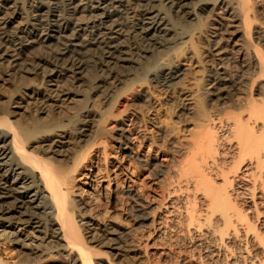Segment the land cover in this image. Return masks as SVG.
<instances>
[{
    "label": "bare ground",
    "instance_id": "6f19581e",
    "mask_svg": "<svg viewBox=\"0 0 264 264\" xmlns=\"http://www.w3.org/2000/svg\"><path fill=\"white\" fill-rule=\"evenodd\" d=\"M192 40L203 49L194 61L199 106L182 91L171 108L176 118L197 110L185 119L189 138L170 142L172 154L153 152L125 117L111 152L97 98L111 102L147 75L174 89L186 68L172 54L183 46L194 57ZM0 66L6 80L41 78L0 93V264L121 256L114 228L99 240L103 252L82 233L98 241L96 225L119 206V192L135 204L123 264H264V0H0ZM50 106L66 110L64 121L54 122ZM147 221L150 244L175 233L188 256L142 249L135 234Z\"/></svg>",
    "mask_w": 264,
    "mask_h": 264
},
{
    "label": "rangeland",
    "instance_id": "374dc122",
    "mask_svg": "<svg viewBox=\"0 0 264 264\" xmlns=\"http://www.w3.org/2000/svg\"><path fill=\"white\" fill-rule=\"evenodd\" d=\"M191 44H192V50L195 53L194 57L189 58L188 51L183 46L176 49L172 54V59L174 58L172 61L173 64L174 65L177 64V66L179 67L186 68V71H185L186 75L182 79L181 83L174 89L165 91V89L161 87L154 86L148 80L149 76L147 75L146 77H143V79L141 78L137 80L136 83L134 82L135 84L132 85V89L130 88V90H128L127 92L122 90V88L125 87L123 86L120 89L121 92H119L118 94V91H117L115 93L116 95H113V100L111 98V102L110 100L108 101L109 103L99 102L97 98L99 111L101 114H104L103 119H102V125L109 132L108 142L110 143L109 149L111 152H115L116 146H118L120 143V141L115 138V135L117 134L116 129H117V125L119 121H121V119L123 120L125 117H128L131 120L130 123H131V126L133 127V130H131V132H134V130L135 131L137 130L138 133L145 134L149 140H152L153 142H155L153 152H156L155 149L157 146H159L162 154H172L171 150L168 149V147L170 146V142H173V143L182 142L186 140L187 138H189L188 135L190 134V131L188 130L187 128L188 126L186 125L185 121L186 120L192 121L197 116V112H196L197 110L196 111L194 110L192 113L187 114L188 116L182 115V118L181 117L176 118L172 115L171 108L173 107V103L179 102V100H181V97H182L181 93H183L184 91L190 92L191 95H193L194 98L196 99V100L194 99L195 101L193 100L194 105L191 104V106L198 105L199 100L196 98L197 96H195L194 91H195L196 84L201 82V79L199 77L201 75V69L198 67L197 63H194V61L197 58H202L203 49H202V46L194 40L191 41ZM126 70H128V68L122 71L123 74L127 72ZM23 76H24L23 78L16 80V81L6 80L4 73L2 71V67L0 66V93L4 95L5 97L8 96L11 93V91L9 90V85L13 83L14 85H17L20 87L25 84H35V83L40 84L41 83V78L39 77V75L25 73L23 74ZM142 76L143 75L139 77H142ZM67 83H69V85L71 84L74 85L73 82H67ZM145 98H147L148 101ZM79 103H82V101L80 100V97L79 99L77 97L76 100L71 105L74 106L75 104L78 105ZM40 104L41 102L39 100H36L34 102L29 101L28 111L31 113V115L35 116L38 114L37 112H39L40 110L38 108H42V105L40 106ZM59 109L61 108L56 107V106L54 107L50 106V110L55 116L54 122L64 121L62 119L65 117V114L67 112L66 110L64 112H61ZM95 119H100V117L95 116ZM127 123L129 122L127 121ZM79 125L80 124L76 122V120L73 122L71 121V123L69 124L68 127L72 128V131H71L72 136L75 135V129ZM136 144L137 142L135 141L134 145ZM155 145L157 146L155 147ZM123 146L124 145H122V147ZM117 152H120V151H117ZM133 152L136 153L135 150H133ZM90 160L92 163L95 160L99 163L102 162V160L98 157V154L94 152L91 153ZM132 163L137 165V161L133 159H132ZM150 186L151 188L153 187V191H154L155 186L152 183ZM155 192H157V190L154 191V193ZM115 196L118 199L119 206H117L115 210H110L111 212L108 211L107 213H104L102 218H100L99 223L96 225V227H98L99 229L98 230L99 233L97 234L96 238L98 241L99 240L101 241V240H106L108 236L112 237L113 234L109 233V229H107V227L114 228L115 235L117 234L116 240L120 244H122L121 246L124 249L125 253L123 251L121 256L120 255L112 256L108 254L105 257H107V259H109V261H111L112 263L123 264L129 261L128 255L130 253L127 248V243L129 239L131 238V235L133 233L132 228L134 227L133 225L134 220L132 219L133 211L130 209V207L131 206L134 207L135 204L131 203L127 199V196L123 194L122 192L116 193ZM147 225H148V221L144 225V227H142L141 229H138V231L140 230L139 232L137 231L138 233L135 232L137 233L135 234V237L137 236L136 237L137 241L136 240L135 241L137 243L140 242V246L142 249H146V251H148L149 253L152 252L155 255H157L161 250H166L167 253H170V255L173 258L174 257L176 258L178 255L181 258L182 257L186 258L188 256L187 254L189 253L188 251H186L188 247L185 246L184 244V248H187V249H184L181 242L175 240L176 238L173 240L174 235L176 236V234L173 232H172L173 233L172 236L170 237L163 236L161 238L156 239L155 244H150L151 241L153 240L152 239L153 233L149 234L151 236L147 235L149 231V226ZM82 233H84V237L86 238V243L90 245L92 248H94L97 251H102V252L107 250L106 246H108V244L106 245L102 244L100 243V241L93 242L92 239L88 237V234H89L88 231H82ZM172 243L174 244L176 243V246H174V244L172 245ZM15 247L16 246H13L12 244L10 245V248H12L11 255H13L12 260H17V258L20 257V254L17 253L18 248L17 247L15 248ZM64 253L65 252L53 253L52 255H50V257H46L45 259H43L42 262H40V264H72L70 262V256L65 255ZM16 255H17V258H16ZM105 257L101 255H94L93 261L95 262L97 261L96 264H107V262H105L106 260Z\"/></svg>",
    "mask_w": 264,
    "mask_h": 264
}]
</instances>
